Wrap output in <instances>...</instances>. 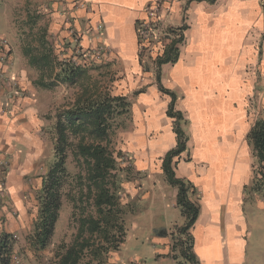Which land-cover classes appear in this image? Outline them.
Segmentation results:
<instances>
[{"label": "crops", "instance_id": "obj_1", "mask_svg": "<svg viewBox=\"0 0 264 264\" xmlns=\"http://www.w3.org/2000/svg\"><path fill=\"white\" fill-rule=\"evenodd\" d=\"M86 1L75 9L71 0L53 5L70 17L65 22L64 15H53V39L72 45L70 33L75 31L80 47L105 46V60L123 71V83L144 87L131 102L128 123L134 124L135 134L126 132L127 148L134 160L136 152L147 162L160 156L161 174L162 160L176 146V136L175 120L166 115L171 98L159 87L174 94V110L182 114L180 127L187 141L185 151L174 159L173 171L191 184L199 204L192 251L201 262L212 263L214 255L208 257L206 251L223 245L228 262L241 264L248 235L244 205L260 178L247 135L253 123L264 118V0H166L165 22L177 27L168 30H176L183 41L177 45V61L155 67V72L140 67L136 29L145 18L144 8L156 0ZM167 35L171 39L173 34ZM2 49L0 43V160L9 165L10 202L22 212L25 178L35 175L41 188L49 167L44 162L53 152L48 137L53 121L45 117L53 96L36 85L38 70L27 65L20 51L6 57ZM254 95H262L263 116L252 119L247 106Z\"/></svg>", "mask_w": 264, "mask_h": 264}, {"label": "rangeland", "instance_id": "obj_2", "mask_svg": "<svg viewBox=\"0 0 264 264\" xmlns=\"http://www.w3.org/2000/svg\"><path fill=\"white\" fill-rule=\"evenodd\" d=\"M66 2L67 0H0V38L2 39L0 43L4 48L1 52L7 57L10 52L20 51L27 65L38 70V77L43 84H56L51 89L41 88L50 91L53 96L52 101L49 100L48 102L50 107L45 117L46 121H53V126L55 124L54 117L70 107L75 95L81 90L80 85L96 82L101 88L108 90L111 95L124 96L130 102H133L136 97L135 94L144 88L127 87V83H123L125 82L123 71L114 62H108L105 59L95 61L90 58H83L81 53L76 51L79 47L80 36L75 31L70 33V37L74 41L72 45L53 39L50 33V26L54 19L53 15L55 14L58 17L64 15L65 22L68 21L66 19H69L70 22L67 10L61 11L53 5H60V3L65 5ZM70 6L71 9H75L79 6V0H71ZM54 22L56 21L54 20ZM169 24V22H165L164 26L167 31L166 29H164L165 32L161 30L159 36L155 39L148 57L144 59L143 67L140 65L142 70L145 66L155 72L156 68L153 62L157 56L162 54L171 40L167 35L168 28H177L171 27ZM41 40L44 42L43 45H41ZM45 51L51 56V67L39 61L36 63L37 66H30V60L40 58ZM19 60L17 59V62ZM62 62H70L75 66L85 68L87 74L78 79L76 85L73 86L56 83L53 79V72H56L57 65ZM6 84L8 87L11 84L13 85V83L8 85V82ZM261 98L262 95L259 98L254 95L248 100V115L252 119L263 116L259 108ZM52 128L50 129L52 130ZM130 129L131 134H135L134 124L126 122L125 129H119L111 138L110 148L115 153L120 154L117 159L118 165L125 168V172L118 175V181L122 189L121 203L128 205L130 212L125 217L126 236L124 243L117 252L110 255L107 264H189L181 256L180 248L177 246V243L181 240L184 241L186 237L179 234L185 220L180 209L176 206L174 189L169 186L164 174L158 173L160 156H155L154 159L148 157L150 161L147 162L143 155L136 152L134 154L136 159L134 160L133 155L129 153L127 148L128 138L126 132ZM181 129L183 130V127ZM51 133V131L48 132V137L53 144ZM144 138L142 137L139 140L141 149ZM146 141L153 140L147 137ZM46 159L44 164L50 166L54 161L53 152L52 155L48 153ZM135 161L136 165H134ZM2 163V175H0V234H10L15 242L13 264H56L55 252L58 247L61 244H70L76 233V226L71 218V205L65 197L62 198L59 217L49 245L44 250L35 249L32 246V235L33 224L37 219L38 197L40 194V186L35 184V180L38 179L35 175L25 178V191L22 198L24 211H17L8 197L7 175L9 165L7 162ZM67 163L70 175H75L78 170L71 163L70 157ZM42 172V169H40L39 173ZM256 182L258 188L249 192V197L244 205L248 235L245 239V259L241 264H264V181L258 182L256 180ZM72 187V185L67 186L65 192H69L71 196H74L75 191ZM191 199L197 202L194 195L191 196ZM84 206H86L85 203L82 207L87 209ZM189 234L194 245L192 229ZM175 243V248H173ZM200 247L198 241L197 249H200ZM213 247L209 252L206 251V256L214 255L213 260L212 257L210 258V262L213 261L212 263L201 262L198 259L197 261L200 264H230L226 257L225 246L215 245ZM192 252L195 255L194 250Z\"/></svg>", "mask_w": 264, "mask_h": 264}, {"label": "trees", "instance_id": "obj_3", "mask_svg": "<svg viewBox=\"0 0 264 264\" xmlns=\"http://www.w3.org/2000/svg\"><path fill=\"white\" fill-rule=\"evenodd\" d=\"M206 1L215 0H191ZM183 26L178 29L183 30ZM172 38L162 54L154 60L159 69L163 64L175 63L179 56L177 45L183 36L176 30L171 31ZM171 37V36H170ZM41 40V45H43ZM35 59V58H34ZM30 60V66L43 62L51 67V56L44 52L40 58ZM139 64L141 65L138 55ZM143 67V66H142ZM148 71L149 68H143ZM87 74V69L62 62L53 72L56 83L67 86L76 85L78 79ZM159 81V75H156ZM40 88L51 89L55 83L36 84ZM80 91L63 113L56 114L55 124L51 130L53 140V163L48 167L42 179L38 197L37 219L33 224L32 246L44 250L50 243L55 224L65 197L72 207L71 218L76 226V233L70 244H61L55 252L56 264H107L111 254L117 252L124 243L125 217L130 212L128 205L121 203V186L118 175L125 168L118 165L120 154L111 148V138L119 129H125L130 121L131 102L124 96H113L96 82L80 85ZM160 92L170 96L171 101L166 115L175 120L174 134L176 146L163 158L161 170L169 186L176 189V206L185 220L179 234L186 236L179 241L181 256L189 264H199L192 252L193 242L189 234L199 215V206L191 199L194 195L189 182L175 177L174 159L185 151L187 138L180 127L182 114L174 110L175 96L159 87ZM138 91L135 95L139 94ZM248 144L256 158L258 182L264 181V118L257 119L248 135ZM78 172L71 176L67 160ZM73 186L74 196L65 192L67 186ZM258 184L254 183V189ZM86 204L87 209L82 205ZM78 212V213H77ZM15 242L10 234H0V264H13ZM176 243L173 248H175Z\"/></svg>", "mask_w": 264, "mask_h": 264}, {"label": "built area", "instance_id": "obj_4", "mask_svg": "<svg viewBox=\"0 0 264 264\" xmlns=\"http://www.w3.org/2000/svg\"><path fill=\"white\" fill-rule=\"evenodd\" d=\"M86 3V0H79V5L85 6ZM165 3L166 0H156L151 4H148L143 10L145 15L144 20L137 25L136 36L138 40V55L141 66L144 65V59L148 57V53H150L151 47L155 42V39L159 36L161 30L164 31V29H166L164 25L168 9L165 7ZM96 31H98V28ZM76 51L81 53L83 58H90L95 61L105 59L109 55V50L102 45L96 46L95 48H82L79 46ZM2 164L3 163L0 160V175H2Z\"/></svg>", "mask_w": 264, "mask_h": 264}]
</instances>
